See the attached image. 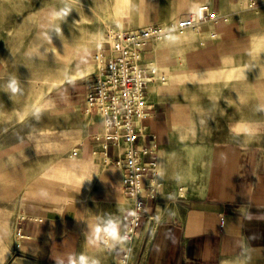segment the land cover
<instances>
[{"label":"rangeland","instance_id":"1","mask_svg":"<svg viewBox=\"0 0 264 264\" xmlns=\"http://www.w3.org/2000/svg\"><path fill=\"white\" fill-rule=\"evenodd\" d=\"M115 4L0 0V264H13L20 243L13 221L25 208L64 214L76 205L70 199L76 186L91 198L93 180L83 173L93 171L75 154L99 121L86 110L83 93L105 66L97 54L108 49L110 29L119 37V31L161 28L144 53L143 61L158 69L147 75L153 78L148 92L184 113L189 156L203 153L196 144L209 153L223 144L260 141L264 148V0H217L218 8L212 0L191 6L189 0H131L129 15L119 18L110 14ZM202 6L215 17L181 30L180 21ZM97 150L106 162L102 146ZM39 179L52 192H29ZM93 212L103 214L102 205Z\"/></svg>","mask_w":264,"mask_h":264},{"label":"crops","instance_id":"2","mask_svg":"<svg viewBox=\"0 0 264 264\" xmlns=\"http://www.w3.org/2000/svg\"><path fill=\"white\" fill-rule=\"evenodd\" d=\"M212 4L218 8L217 0ZM228 45L238 48L235 43ZM90 90L89 86L83 93L86 105ZM149 98L153 118L138 121L136 146L148 168L143 181L153 180L155 193L146 200L135 239L126 238L133 199L124 198V171L116 165L118 150L100 137L106 126L99 117L75 154L78 162L93 171L89 176L83 173L86 180H93L91 198L76 186L70 194L76 205L64 214L49 216L25 208L24 215L13 221V229L21 228L26 235L13 254V264H70L73 260L79 264L81 256L97 264H124L128 249L133 264H264L262 142L216 145L211 153L196 144L195 149L203 153L189 156L192 145L184 138L189 128L182 119L184 113L159 96ZM101 146L104 163L97 155ZM94 204L102 205L103 214L95 215ZM110 224L116 226V237L105 231Z\"/></svg>","mask_w":264,"mask_h":264},{"label":"built area","instance_id":"3","mask_svg":"<svg viewBox=\"0 0 264 264\" xmlns=\"http://www.w3.org/2000/svg\"><path fill=\"white\" fill-rule=\"evenodd\" d=\"M209 16L215 17L210 14L208 7L202 6L197 13L180 21L179 28H194ZM158 33H162L161 28L153 24L115 37L108 49L101 53V62L105 60V66L96 75L87 95L86 110L103 119L106 126L104 137L117 148L119 157L116 165L124 171L123 192L133 199L126 229L129 242L135 239L145 215L147 198L153 197L155 193L153 180L148 183L143 181L148 168L144 166L143 152L136 146V140L140 131L138 121L153 118L154 107L148 92V83L153 78L147 75H157L158 69L150 67L143 58L149 40ZM97 58L99 60V54ZM16 233L20 240L25 239L21 228ZM130 255L131 249H128L123 256L124 264H133Z\"/></svg>","mask_w":264,"mask_h":264},{"label":"bare ground","instance_id":"4","mask_svg":"<svg viewBox=\"0 0 264 264\" xmlns=\"http://www.w3.org/2000/svg\"><path fill=\"white\" fill-rule=\"evenodd\" d=\"M116 4L113 5L111 13L112 15H114L115 17L119 16H124L125 14L129 15V11L131 8V0H115ZM120 18H124V17H120ZM182 21V20H181ZM199 29V27L197 28V30ZM184 30V29H181ZM111 37L110 40L111 42H114V39L116 37V33H114L113 29H110ZM120 35L122 36L124 34V32L119 31ZM101 53H99V62H101ZM166 78V77H165ZM151 79H149L150 81ZM29 192L34 193V194H39V193H44V192H52V187H50L48 184H46V181L39 179L34 181L30 186ZM64 190V189H63ZM60 196V195H59Z\"/></svg>","mask_w":264,"mask_h":264},{"label":"clouds","instance_id":"5","mask_svg":"<svg viewBox=\"0 0 264 264\" xmlns=\"http://www.w3.org/2000/svg\"><path fill=\"white\" fill-rule=\"evenodd\" d=\"M105 231L113 237L117 236L115 225L110 224L108 227L105 228ZM70 264H76L75 260L71 261ZM79 264H97V262L95 260H92L91 262H89L87 257L81 256L79 258Z\"/></svg>","mask_w":264,"mask_h":264}]
</instances>
